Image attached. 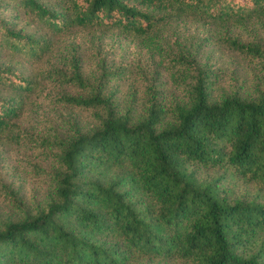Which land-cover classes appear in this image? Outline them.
I'll return each mask as SVG.
<instances>
[{
	"label": "trees",
	"instance_id": "obj_1",
	"mask_svg": "<svg viewBox=\"0 0 264 264\" xmlns=\"http://www.w3.org/2000/svg\"><path fill=\"white\" fill-rule=\"evenodd\" d=\"M0 264H264V0H0Z\"/></svg>",
	"mask_w": 264,
	"mask_h": 264
}]
</instances>
